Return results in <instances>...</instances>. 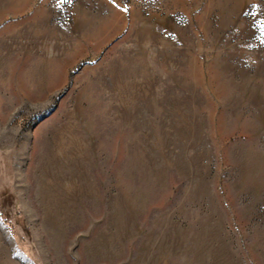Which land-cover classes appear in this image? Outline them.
I'll list each match as a JSON object with an SVG mask.
<instances>
[{"label":"rangeland","instance_id":"obj_1","mask_svg":"<svg viewBox=\"0 0 264 264\" xmlns=\"http://www.w3.org/2000/svg\"><path fill=\"white\" fill-rule=\"evenodd\" d=\"M0 264H264V0H0Z\"/></svg>","mask_w":264,"mask_h":264}]
</instances>
